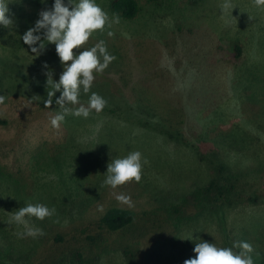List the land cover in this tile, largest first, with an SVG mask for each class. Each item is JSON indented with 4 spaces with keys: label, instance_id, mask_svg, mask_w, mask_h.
Listing matches in <instances>:
<instances>
[{
    "label": "rangeland",
    "instance_id": "rangeland-1",
    "mask_svg": "<svg viewBox=\"0 0 264 264\" xmlns=\"http://www.w3.org/2000/svg\"><path fill=\"white\" fill-rule=\"evenodd\" d=\"M53 2L39 0L33 9ZM109 2L96 0L107 14ZM166 2L163 7H146L133 21L109 20L110 32L105 33L108 38L104 36L116 42L111 52L120 55L115 65L117 72L112 78L106 68L95 74L97 81L88 93L81 90L80 101L88 102L93 92L104 99L113 97L110 87L114 86L119 97L134 101L133 105L125 106L126 115L134 118L127 122L123 115L112 116L106 112L110 107L106 103L103 111L92 112L87 118L66 115L59 128H53L50 117L60 111L45 107L44 96L54 89L35 72L39 67L54 64L51 75L58 81L63 65L59 58L50 62L49 58L56 55L46 45L39 55L31 52L22 36L39 17L27 16L26 7L16 12L15 3L5 0L13 24L0 26V59L4 60L2 54L7 53L15 64L6 61L10 69L0 64V119L6 120L0 122V164L10 166L17 174L21 163L23 172L20 183H15L18 190L10 181L0 180L1 258L14 264H61L56 256L68 244L48 236L55 230L67 238L83 229L97 233L90 225L103 207L111 203L139 213L161 205L162 212L155 213L161 219L169 211L165 208L179 202L188 187L196 183L204 185L216 174L223 175L222 172L241 182L237 201L231 199L228 205L235 207L227 211L224 227L219 221L223 210L218 216L205 213L196 218L193 209H189L193 217L180 230H170L173 228L168 222L164 224L167 229L162 231L158 222L150 229L149 237L142 239L143 243L138 241L137 245L144 242L147 245L141 263L130 260L121 250L112 254L104 249V258H95L92 264H184L196 255L193 249L201 240L218 247H232L235 240L242 238L253 247V253L260 250L263 254L264 196L259 203L247 200L246 196L264 192V8H258L254 0ZM189 29L196 38L190 37ZM102 34L103 31L97 30L90 38L99 41ZM235 40L243 46L244 58L234 66L227 55ZM90 43L89 39L81 47L88 48ZM196 43L203 47V52L195 49ZM219 44L227 51L218 50ZM60 94L57 91L54 97ZM142 102L154 106V109L150 106L151 114L157 112L145 119L152 124L150 127L138 126L135 117L142 114ZM188 123L193 127H186ZM169 131L178 139L185 136L183 143L175 141ZM45 143L55 148L62 146L69 154L68 159L75 160L62 158L55 174L54 159L49 165L43 161L50 155ZM204 143L202 151L211 156L207 163H202L198 154V147ZM23 144L30 156L34 155L31 159L38 158V163L30 160L27 152L23 153L20 147ZM137 150L147 160L140 181L132 180L116 189L106 186L108 163ZM58 175L66 185H85L86 189L95 190L103 186L107 188L106 198L99 199V206L91 210L72 211L68 208L69 197H65V206H61L59 198L68 195L62 194ZM116 194L130 197L131 204L117 201ZM147 195L150 199L155 195L160 201L153 202ZM28 203L46 204L55 209V214L44 220L30 218L45 234L21 239L16 233L23 229L8 221L13 212ZM61 211L63 216L59 214ZM47 236L51 239H45ZM189 236L192 237L186 238ZM126 240L128 237L119 236L114 242ZM118 245L115 243V247ZM253 253L249 255L254 264H264V254Z\"/></svg>",
    "mask_w": 264,
    "mask_h": 264
},
{
    "label": "trees",
    "instance_id": "trees-1",
    "mask_svg": "<svg viewBox=\"0 0 264 264\" xmlns=\"http://www.w3.org/2000/svg\"><path fill=\"white\" fill-rule=\"evenodd\" d=\"M23 1V2H22ZM168 1V4H170L171 0H110V2L107 4L108 8V17L109 20H112L116 17H118V21L121 22L123 20L127 21H133L134 19L139 16L146 7L152 5L157 8L163 7L164 4H166ZM39 2V0H8V3H15L16 5V12H18L21 8L26 7L27 8V16H38L39 17V12L44 9H49L52 7V5H42L41 7L37 6L36 9H33V6H36V3ZM173 3V2H172ZM26 5V6H25ZM110 24H106L105 28L101 31H103V34L100 38L99 41H96V39H90L91 43H94L95 45L99 43L100 41H103L104 44L106 45L107 51L115 57L113 59L107 69L105 70L108 76L114 78V73H116L115 65L118 64L119 62V56L118 54H114L111 51L114 50L113 45L117 46L115 41L110 39L105 38L106 34L110 32ZM189 31L194 35L191 34L190 37L196 38V34L193 33V30L189 29ZM105 35V36H104ZM200 34H198L199 37ZM95 36V35H93ZM111 36V35H110ZM96 37V36H95ZM108 38V36H106ZM46 46L49 47V49L53 50L56 57L49 58L50 62H53L54 58H59L56 50H55V44L53 43H47L46 41L44 42ZM91 43L88 45V48H91L92 45ZM113 44V45H112ZM195 49L197 51L203 52V47L201 45L199 46L198 43H196ZM218 50L221 51H227L223 50L220 46V44L217 47ZM231 52L229 51V55H227V59L230 62L231 65H238L241 60L244 58V50L243 46L240 44L239 40H235L232 43V46L230 48ZM73 52H79L77 49H73ZM2 55H5L3 57L4 60L0 59V64L5 66V69L8 67L10 69V66L7 64L6 61L12 62V64H15L10 58L9 54L3 53ZM60 60V59H59ZM33 66V65H32ZM48 67L50 70H48ZM47 68L44 67H39L38 71L35 72L36 76H39V78L42 79V81L47 82L48 79V73L53 72L52 68L54 67V64H49ZM49 71V72H48ZM113 74V75H112ZM53 78V77H52ZM49 79H51V76H49ZM54 80V78H53ZM58 80V79H57ZM97 78L95 77V80L93 82H96ZM107 81V80H106ZM111 84V82L109 81ZM107 84V83H106ZM108 85V84H107ZM52 87V86H51ZM112 93L114 94L113 97L105 98L107 103H109L108 108H106V112L111 113L112 116H118V115H123L124 118L127 122L132 120L134 117L133 116H128L126 115V110L125 106H131L134 104V101L130 99L129 101L124 100V98L119 97L116 92L114 91V86L110 87ZM45 100H47V96H44ZM55 98H53V103L51 107H55V111H61L60 105L56 104L55 105ZM83 104H87V102H81ZM142 102V109H146V111L143 109L141 112L142 114L140 116L135 115L137 117V123L140 124L138 126L141 127H150L152 124L150 121L145 120V119H150L151 116H156L157 112L156 110L153 111V114H151V107L154 109V106L151 103H145ZM144 104V105H143ZM159 109H162L161 106H158ZM103 111V110H102ZM92 112H96L93 110ZM91 112V113H92ZM146 114V115H145ZM189 114V113H188ZM191 115V114H189ZM142 117V118H141ZM186 122L190 123V119H186ZM10 122V120H8ZM1 123H5L6 120H1ZM171 123V122H170ZM186 127H193V125H189ZM190 129V128H189ZM171 131H169V135L174 138L175 141H178L179 143H183L184 137L182 139H178L176 136H173L170 134ZM184 134V133H182ZM186 134V133H185ZM189 137V134H188ZM206 143L201 144V146L198 147V154H199V159L203 163L208 162V157L211 158V156L205 155L204 154V146ZM50 151V155H47V157L43 160L47 165H49L50 160H53L56 162V169L54 170V173L56 174L57 167L60 166V163H62V158H65L66 161H71V159H74L70 157L71 159H68L69 154L66 153L64 148L62 146H58V148H55L51 144L48 146L46 143L44 144ZM22 148L23 153L27 152L26 146L20 145ZM38 147L41 148L40 145ZM15 147L12 148V150ZM210 150L211 147H207ZM201 150V151H200ZM17 151H20L18 148ZM54 151V152H53ZM207 151V150H205ZM213 151V150H212ZM29 154L30 160H35L38 163V158L37 159H31L34 157V155L27 152ZM53 158V159H52ZM75 160V159H74ZM211 166L212 165V159L210 160ZM20 165L18 166L20 169L17 174L12 172L10 170V166L8 165H1L0 164V180L1 181H10L9 183L12 184L11 186L16 188L18 190V185L15 183H20L21 180V174L23 172V164L19 163ZM39 165V164H38ZM76 170H78L76 168ZM212 170V169H211ZM78 172V171H77ZM229 172V171H228ZM79 173V172H78ZM223 175H218L216 174L208 182H206L204 185L201 183L198 184H192L191 187H188L187 191H185L184 195L180 198L181 200L177 202L175 205H173L172 208H165V210H169L168 212L166 211L163 215V218L160 219L158 217V214L156 213V210H159L162 212L164 206H156L151 209H145L141 211L140 213L123 207L119 204L116 203H111L105 207H103V212H100V216L90 225V227L97 229V233L94 232H87V230H82L81 232L78 233H72L69 238H67V235L64 236L63 233H61L58 230H55L54 232L50 233L48 236H51L56 242L58 243H66L68 244L65 248V250L61 251L56 257L60 260L61 264L65 263L66 264H92L95 262V258L100 260L101 258H104V249L107 252L116 253L118 250L122 251L127 258L130 260L138 261L141 263L142 257L144 254L142 253L143 249L147 248L146 243L142 241V239H146V237H149V232L150 229L153 227H156V224L159 222L158 228H160L162 231H165L167 228L164 227V224L170 222L171 227L173 229H170L174 231L175 229L180 230L182 225L186 223L187 221L191 220L190 217H193L190 215V210L195 212V217L199 218L205 213L209 214L208 216H218L220 212L223 210L222 215H220V224L221 226L224 227V224H226L225 217L227 215V211L230 210V208L235 207L233 204L231 207H228V205L231 203V199L234 201H237V197L239 195L240 186L241 182L238 181V178L234 181L231 177V175L227 174L225 175L224 172H222ZM59 176V175H58ZM57 176V177H58ZM60 178V176H59ZM60 185H61V192L63 195H68V196H63L59 198V205L65 206L64 199L67 197L71 198V200H68L70 203V209L73 211L75 208L77 209H82L83 210H91L94 207L99 206L98 202L99 199L104 200L106 198L107 193H105L106 189H103V186L98 187L97 190L95 189H86L85 185H74V184H65L62 178H60ZM146 182V181H144ZM143 182V183H144ZM264 191V188L262 189ZM261 190V191H262ZM75 193V195L72 197L70 194ZM143 194V193H142ZM241 195V192H240ZM264 192H258L256 191L255 194H249L246 196L247 200H250L251 202L254 203H259L260 199L263 198ZM66 197V198H65ZM148 199L156 202L160 201L158 200L155 195H150ZM155 197V198H154ZM97 202V204H96ZM262 202H264V199H262ZM237 205V204H236ZM171 212V213H169ZM226 212V214H225ZM75 213V212H74ZM60 215L63 216L64 211H61L59 213ZM148 224V230H145V227H147ZM126 236L128 237V240L125 242L121 243L118 241L114 240L118 238L119 236ZM46 237L45 239L50 240V237ZM138 241L142 242L140 245H137ZM238 241H245L242 240V238H239L238 240H235V242ZM115 243H120L117 247H115ZM256 249L257 247L254 246ZM68 249V250H66ZM240 251V248H237ZM253 249V247H252ZM147 251V250H146ZM256 250L254 251V253ZM253 253V250H252ZM253 253V254H254ZM256 253H261L260 250H258ZM255 253V254H256ZM263 254H264V249H263ZM261 253L260 255L263 256ZM264 257V256H263ZM264 261V258L262 259ZM138 263V264H139ZM0 264H14L8 260H5V258L0 257Z\"/></svg>",
    "mask_w": 264,
    "mask_h": 264
},
{
    "label": "clouds",
    "instance_id": "clouds-1",
    "mask_svg": "<svg viewBox=\"0 0 264 264\" xmlns=\"http://www.w3.org/2000/svg\"><path fill=\"white\" fill-rule=\"evenodd\" d=\"M254 3L258 8H264V0H254ZM114 20L118 22V17ZM108 23V14L96 0H54L51 8L39 12L34 27L23 34V43L30 46L31 52L37 55L44 50L45 41L55 44L56 53L63 65L58 81L53 80L51 73L47 74V85L51 84L54 91L47 94L45 107H51L57 91L61 93L55 98V105H60L61 111L50 117L53 128H59L66 115L87 118L93 110L99 113L106 106L107 101L97 93L90 95L87 104L81 103L80 94L81 90L84 93L90 91L95 74L102 73L115 57L107 51L103 41L91 48L81 46L93 32L103 30ZM12 24L8 3L0 0V26L9 27ZM75 48L80 51L74 54ZM145 163L147 160L138 150L111 160L107 165L104 184L116 189L132 180L139 182ZM115 198L121 203L131 204L130 197L123 194H116ZM54 214L55 209L46 204L28 203L13 212L8 222L23 229L16 233L18 238H38L45 233L42 228L32 224L30 218L44 220ZM234 248H240L241 251L235 252ZM252 250V246L246 241L235 242L232 247H218L201 240L193 249L196 255L185 260L184 264H254L249 255Z\"/></svg>",
    "mask_w": 264,
    "mask_h": 264
}]
</instances>
